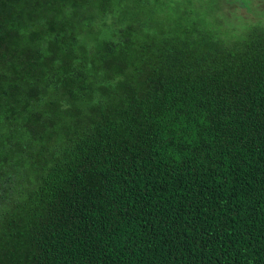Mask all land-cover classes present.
Here are the masks:
<instances>
[{
    "label": "trees",
    "instance_id": "16d2710c",
    "mask_svg": "<svg viewBox=\"0 0 264 264\" xmlns=\"http://www.w3.org/2000/svg\"><path fill=\"white\" fill-rule=\"evenodd\" d=\"M222 1L0 0V264H264V20Z\"/></svg>",
    "mask_w": 264,
    "mask_h": 264
},
{
    "label": "rangeland",
    "instance_id": "374dc122",
    "mask_svg": "<svg viewBox=\"0 0 264 264\" xmlns=\"http://www.w3.org/2000/svg\"><path fill=\"white\" fill-rule=\"evenodd\" d=\"M244 2H246L247 5H242L240 1L234 2L233 5L227 4L225 0L222 1L223 4L225 3V10L227 13L221 11V14L225 16L230 25L236 23L237 18H239L238 20L243 19L247 22L264 20V0H244ZM239 24L243 25L244 23L241 21Z\"/></svg>",
    "mask_w": 264,
    "mask_h": 264
}]
</instances>
